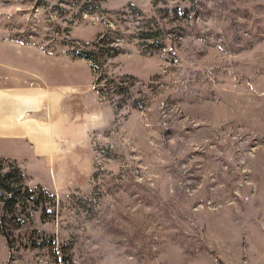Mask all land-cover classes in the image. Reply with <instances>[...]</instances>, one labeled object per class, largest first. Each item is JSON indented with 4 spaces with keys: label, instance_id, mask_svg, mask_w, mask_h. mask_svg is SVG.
Instances as JSON below:
<instances>
[{
    "label": "rangeland",
    "instance_id": "obj_1",
    "mask_svg": "<svg viewBox=\"0 0 264 264\" xmlns=\"http://www.w3.org/2000/svg\"><path fill=\"white\" fill-rule=\"evenodd\" d=\"M13 66L73 88L94 162L10 178L0 264H264V0H0Z\"/></svg>",
    "mask_w": 264,
    "mask_h": 264
},
{
    "label": "crops",
    "instance_id": "obj_2",
    "mask_svg": "<svg viewBox=\"0 0 264 264\" xmlns=\"http://www.w3.org/2000/svg\"><path fill=\"white\" fill-rule=\"evenodd\" d=\"M6 77L13 83L0 86V159L15 161L44 188L85 184L94 162L85 104L68 96L71 86L46 82L39 71L13 66Z\"/></svg>",
    "mask_w": 264,
    "mask_h": 264
},
{
    "label": "trees",
    "instance_id": "obj_3",
    "mask_svg": "<svg viewBox=\"0 0 264 264\" xmlns=\"http://www.w3.org/2000/svg\"><path fill=\"white\" fill-rule=\"evenodd\" d=\"M82 56L91 58L89 52L87 53H81ZM11 164L12 169L10 171L4 172V169L0 167V202L3 203L4 209H8L9 206L16 203L17 200H20V197L18 196L22 191L32 193V189L24 184H21V187H12L10 178L16 177L17 182L22 183V180H24V175L15 162H12ZM39 191H45L42 186H38ZM1 207V205H0Z\"/></svg>",
    "mask_w": 264,
    "mask_h": 264
}]
</instances>
